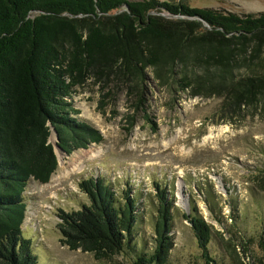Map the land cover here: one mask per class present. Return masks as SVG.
Returning a JSON list of instances; mask_svg holds the SVG:
<instances>
[{"label": "trees", "instance_id": "16d2710c", "mask_svg": "<svg viewBox=\"0 0 264 264\" xmlns=\"http://www.w3.org/2000/svg\"><path fill=\"white\" fill-rule=\"evenodd\" d=\"M188 2L0 0V264H39L33 242L23 235L28 210L24 195L32 180L48 184L59 167L50 143L52 128L68 156L104 141L97 128L78 118L81 112L71 102L90 79L103 83L101 112L106 113L122 85L138 112L146 105L148 69L163 83L173 81L187 90L196 77L190 71L200 70V80L218 77L223 83L246 66V76L233 81L234 104L241 108L264 103V13L240 16L193 9ZM126 117L133 126L134 116ZM146 118L157 130L153 118ZM256 181L264 193V172ZM80 189L90 205L59 215L63 242L72 250L93 253L99 260L130 249L134 264H169L174 201L166 190L156 184L161 190L156 248L138 253L130 246L139 224L132 188L118 196L105 179L89 178ZM184 218L196 236L203 264H225L210 251L212 226L196 209ZM234 228L242 242L236 244L234 235L221 247L231 264H264V234L255 257L253 239L246 240L237 222ZM243 256L252 260L245 262Z\"/></svg>", "mask_w": 264, "mask_h": 264}, {"label": "rangeland", "instance_id": "374dc122", "mask_svg": "<svg viewBox=\"0 0 264 264\" xmlns=\"http://www.w3.org/2000/svg\"><path fill=\"white\" fill-rule=\"evenodd\" d=\"M188 5L240 16L264 13V0H189ZM146 73V105L138 112L126 85L115 89L117 96L106 113L99 110L102 82L92 78L78 88L71 102L81 112L78 118L103 134L102 144L68 156L57 150L52 132L50 143L59 167L48 184L32 180L24 195L28 210L23 235L33 242L39 264H134L135 252L130 249L97 260L93 253L72 250L63 242L59 215L90 205L80 189V183L89 178L105 179L118 196L132 188L139 219L130 244L135 251L156 248L158 184L174 201L169 264H203L196 236L184 218L193 209L213 228L210 251L218 261L233 262L221 247L223 240L234 235L236 244L242 242L234 228L236 222L246 240L254 241L251 254L259 255L264 193L257 189L256 179L264 172V103L238 108L232 88L248 73L246 66L235 69L223 83L218 77L211 82L200 80V70L190 71L196 77L187 90L173 81L163 83L153 69ZM146 115L153 118L157 130ZM126 116H134L133 126ZM243 257L245 262L252 260Z\"/></svg>", "mask_w": 264, "mask_h": 264}, {"label": "water", "instance_id": "95a60500", "mask_svg": "<svg viewBox=\"0 0 264 264\" xmlns=\"http://www.w3.org/2000/svg\"><path fill=\"white\" fill-rule=\"evenodd\" d=\"M52 132H54L55 136H56V139H57V150L59 152H63V150L60 148V146L58 145L59 143V137H58V133L56 132L55 128H52Z\"/></svg>", "mask_w": 264, "mask_h": 264}, {"label": "bare ground", "instance_id": "6f19581e", "mask_svg": "<svg viewBox=\"0 0 264 264\" xmlns=\"http://www.w3.org/2000/svg\"><path fill=\"white\" fill-rule=\"evenodd\" d=\"M56 137V136H55Z\"/></svg>", "mask_w": 264, "mask_h": 264}]
</instances>
